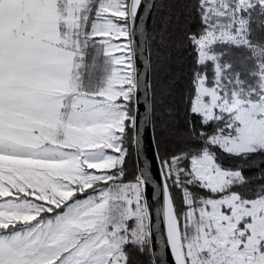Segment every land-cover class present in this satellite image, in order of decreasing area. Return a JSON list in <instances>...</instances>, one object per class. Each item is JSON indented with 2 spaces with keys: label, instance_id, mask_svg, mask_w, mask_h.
Returning <instances> with one entry per match:
<instances>
[{
  "label": "snow or ice",
  "instance_id": "1",
  "mask_svg": "<svg viewBox=\"0 0 264 264\" xmlns=\"http://www.w3.org/2000/svg\"><path fill=\"white\" fill-rule=\"evenodd\" d=\"M0 264H264V0H0Z\"/></svg>",
  "mask_w": 264,
  "mask_h": 264
}]
</instances>
